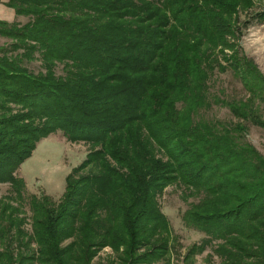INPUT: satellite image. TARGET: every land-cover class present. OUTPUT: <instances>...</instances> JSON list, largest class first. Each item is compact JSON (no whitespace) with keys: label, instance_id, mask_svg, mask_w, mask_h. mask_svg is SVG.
Here are the masks:
<instances>
[{"label":"trees","instance_id":"obj_1","mask_svg":"<svg viewBox=\"0 0 264 264\" xmlns=\"http://www.w3.org/2000/svg\"><path fill=\"white\" fill-rule=\"evenodd\" d=\"M255 2L264 23V0L2 3L27 21L0 20V264H92L104 247L103 264L159 261L175 239L156 201L168 185L196 198L181 223L203 238L184 264L206 247L218 264H264V156L244 140L247 124L264 128V78L236 25ZM213 70L248 99L209 95ZM211 105L239 121L198 116ZM56 131L88 151L57 201L27 195L15 172Z\"/></svg>","mask_w":264,"mask_h":264},{"label":"rangeland","instance_id":"obj_2","mask_svg":"<svg viewBox=\"0 0 264 264\" xmlns=\"http://www.w3.org/2000/svg\"><path fill=\"white\" fill-rule=\"evenodd\" d=\"M6 1L0 0L1 20L9 18L5 13L6 10L2 9L5 8L2 3ZM260 8L261 3L255 2L248 11L237 12L236 25L240 28L237 43L243 54L253 61L264 78V23H257L251 18V13ZM12 20L23 24L27 21V18L13 16ZM5 43H8V41L0 38V45ZM24 66L32 73L41 70L37 60L24 63ZM54 72L56 75H62L61 65H56ZM207 88L209 95H217L222 99H248V93L242 88L239 80L232 75L230 70L223 72L213 70L207 81ZM253 102L257 113L264 119V99L261 101L254 100ZM198 116L204 119H216L225 123L239 121L234 119L228 110L221 105H211L210 108L201 111ZM244 140L264 156V128L247 124ZM87 151L86 144L81 142L70 143L65 140L60 132H53L35 145L30 155L20 163L15 175L22 179L27 195L38 196L43 193L53 201H57L63 192L66 175L72 168L80 164ZM8 189L7 184H0V197L5 195ZM182 192L181 187L168 185L156 198L160 212L166 217L175 239L169 244L170 253L168 252L169 254L161 260L151 264H184L183 255L187 247L192 243H200L203 238L202 234L183 227L181 223V215L188 204L196 202L194 197L184 198ZM23 215L25 217L23 228L26 232H29L27 207H24ZM211 249L212 247H206L202 253L194 255L185 264H218V258L212 254ZM107 258L114 259L115 255L108 247H104L93 258L92 264H103Z\"/></svg>","mask_w":264,"mask_h":264},{"label":"crops","instance_id":"obj_3","mask_svg":"<svg viewBox=\"0 0 264 264\" xmlns=\"http://www.w3.org/2000/svg\"><path fill=\"white\" fill-rule=\"evenodd\" d=\"M2 9L3 10H6L5 13H7V15L9 16V18L7 17V18H4V19L7 20V21H11V19L13 18V12H12V10L11 9H8V8H2Z\"/></svg>","mask_w":264,"mask_h":264}]
</instances>
